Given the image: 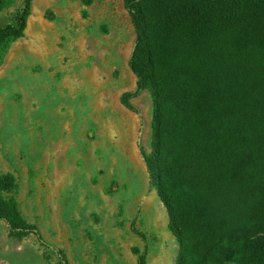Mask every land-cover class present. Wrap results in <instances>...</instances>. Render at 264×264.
Segmentation results:
<instances>
[{
	"label": "rangeland",
	"instance_id": "374dc122",
	"mask_svg": "<svg viewBox=\"0 0 264 264\" xmlns=\"http://www.w3.org/2000/svg\"><path fill=\"white\" fill-rule=\"evenodd\" d=\"M134 46L123 0H32L24 36L0 65V173L15 175L22 216L69 264H137L132 247L147 264H175L178 244L143 158L149 92L130 99L134 110L121 102L136 91ZM0 264L58 261L0 221Z\"/></svg>",
	"mask_w": 264,
	"mask_h": 264
},
{
	"label": "trees",
	"instance_id": "16d2710c",
	"mask_svg": "<svg viewBox=\"0 0 264 264\" xmlns=\"http://www.w3.org/2000/svg\"><path fill=\"white\" fill-rule=\"evenodd\" d=\"M84 6L93 0H81ZM32 0L0 19V65L24 36ZM135 31L128 61L136 91L152 102L151 187L178 244L175 264H264V0H123ZM16 0H0V12ZM86 16V10H83ZM0 173V221L11 237L34 236L69 264ZM137 264L147 252L131 248Z\"/></svg>",
	"mask_w": 264,
	"mask_h": 264
}]
</instances>
